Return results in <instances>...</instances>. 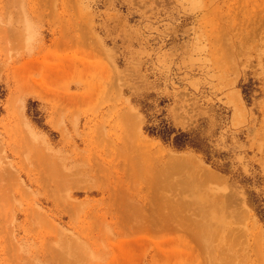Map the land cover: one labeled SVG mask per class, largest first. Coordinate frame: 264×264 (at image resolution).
<instances>
[{
	"label": "rangeland",
	"instance_id": "1",
	"mask_svg": "<svg viewBox=\"0 0 264 264\" xmlns=\"http://www.w3.org/2000/svg\"><path fill=\"white\" fill-rule=\"evenodd\" d=\"M262 191L264 0H0V264H264Z\"/></svg>",
	"mask_w": 264,
	"mask_h": 264
},
{
	"label": "trees",
	"instance_id": "2",
	"mask_svg": "<svg viewBox=\"0 0 264 264\" xmlns=\"http://www.w3.org/2000/svg\"><path fill=\"white\" fill-rule=\"evenodd\" d=\"M145 132L150 137L159 139L164 145H167L176 151L193 150L201 153L204 156L206 164L211 165L215 169L217 168L197 136L182 132L181 130H175L165 123H159L153 127L147 128L145 129ZM223 171H225V169ZM261 182L262 179L255 175V177L241 180L240 183L247 187L260 188L262 185ZM262 194H264V191H262ZM249 204L254 208L260 222L264 223V196H257L256 193L251 192V194H249Z\"/></svg>",
	"mask_w": 264,
	"mask_h": 264
},
{
	"label": "bare ground",
	"instance_id": "3",
	"mask_svg": "<svg viewBox=\"0 0 264 264\" xmlns=\"http://www.w3.org/2000/svg\"><path fill=\"white\" fill-rule=\"evenodd\" d=\"M148 146V145H147ZM149 149V148H148ZM216 181V180H215Z\"/></svg>",
	"mask_w": 264,
	"mask_h": 264
}]
</instances>
